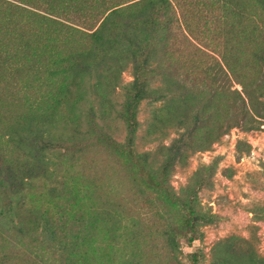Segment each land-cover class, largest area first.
<instances>
[{
  "label": "trees",
  "instance_id": "obj_1",
  "mask_svg": "<svg viewBox=\"0 0 264 264\" xmlns=\"http://www.w3.org/2000/svg\"><path fill=\"white\" fill-rule=\"evenodd\" d=\"M257 1L264 9V0ZM230 17L246 32L242 0H0V142L4 139L22 157L14 164L0 150V220L22 231L24 224L16 221L19 210L12 212L10 204L22 206L30 180H52L61 161L83 152L89 125L104 140L111 139L107 123L97 119L103 118L104 105L115 111L113 94L127 68L132 80L116 113L127 126L129 142L139 126L137 108L145 99L168 94L169 124L177 127L159 177L146 172L155 189H165L164 175L182 160L184 149L195 144L204 149L224 133L208 141L196 139L195 133L201 113L214 105L219 93L228 105L225 129L250 130L263 124L264 45L252 51L258 72L253 80L247 79L244 65L229 48ZM169 45L184 50L179 65L184 79L200 78L201 73L210 79L206 92L174 72L167 61ZM190 112L193 118L187 124ZM179 204L191 244L197 236V217L191 201ZM100 213L105 220L106 214ZM35 227L31 229L37 232ZM40 228L47 236L41 242L61 254L62 264H78L68 257L70 245L57 241L48 223ZM109 237L120 238L115 227L109 229ZM252 239L253 235L229 236L217 241L211 264H264ZM166 240L171 251H177L170 231ZM3 250L1 245L0 264L10 259L38 264Z\"/></svg>",
  "mask_w": 264,
  "mask_h": 264
},
{
  "label": "rangeland",
  "instance_id": "obj_2",
  "mask_svg": "<svg viewBox=\"0 0 264 264\" xmlns=\"http://www.w3.org/2000/svg\"><path fill=\"white\" fill-rule=\"evenodd\" d=\"M242 3L246 32L230 17L229 48L244 65L243 75L253 80L258 71L252 51L264 45V9L257 0ZM181 48L169 45L166 49L167 61L180 78L179 65L184 62L180 57L185 54ZM130 70L122 73L113 94L115 111L104 105L106 112L97 119L107 123L111 139L104 140L89 125L91 133L83 152L61 161L52 180H30L24 204H10L12 212L19 210L16 221L24 224L22 231L10 229L0 220V255L3 245L6 255L28 256L38 264H62L61 254L41 242L47 237L40 228L45 223L57 241L70 245L68 257L78 264H211L213 245L229 236L253 235L257 251L264 255V122L250 130L240 126L225 129L229 111L225 96L219 93L214 105L201 113L203 120L195 133L203 141L221 130L224 133L204 149L200 144L184 149L182 160L164 175L165 189H155L146 172L159 177L177 127L169 124L168 94L145 99L137 108L139 126L129 142L127 126L117 115L132 80ZM199 77L182 78L206 92L210 79L203 73ZM192 118L190 112L186 123ZM0 150L14 164L21 163V155L4 139ZM183 201L192 202L197 217V236L191 244L182 225L179 203ZM100 212L106 214L105 220ZM35 225L37 232L31 229ZM114 227L120 234L117 240L109 237V229ZM169 231L177 243L175 252L167 244ZM6 264L24 263L10 259Z\"/></svg>",
  "mask_w": 264,
  "mask_h": 264
}]
</instances>
